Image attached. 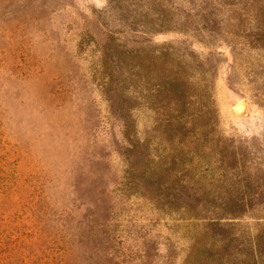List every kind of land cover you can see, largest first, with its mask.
I'll list each match as a JSON object with an SVG mask.
<instances>
[{
  "label": "rangeland",
  "instance_id": "obj_1",
  "mask_svg": "<svg viewBox=\"0 0 264 264\" xmlns=\"http://www.w3.org/2000/svg\"><path fill=\"white\" fill-rule=\"evenodd\" d=\"M0 264H264V0H0Z\"/></svg>",
  "mask_w": 264,
  "mask_h": 264
},
{
  "label": "water",
  "instance_id": "obj_2",
  "mask_svg": "<svg viewBox=\"0 0 264 264\" xmlns=\"http://www.w3.org/2000/svg\"><path fill=\"white\" fill-rule=\"evenodd\" d=\"M225 94H226V96H229V92L228 91H226ZM236 107H237V110L240 111V112H244L245 111V106H244L243 103H239Z\"/></svg>",
  "mask_w": 264,
  "mask_h": 264
},
{
  "label": "bare ground",
  "instance_id": "obj_3",
  "mask_svg": "<svg viewBox=\"0 0 264 264\" xmlns=\"http://www.w3.org/2000/svg\"><path fill=\"white\" fill-rule=\"evenodd\" d=\"M238 104H239V103H238ZM238 104H237V105H238ZM237 105H236V106H237Z\"/></svg>",
  "mask_w": 264,
  "mask_h": 264
}]
</instances>
